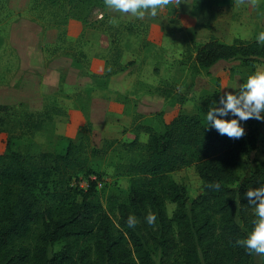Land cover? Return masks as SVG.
<instances>
[{"label":"trees","instance_id":"trees-1","mask_svg":"<svg viewBox=\"0 0 264 264\" xmlns=\"http://www.w3.org/2000/svg\"><path fill=\"white\" fill-rule=\"evenodd\" d=\"M219 1L193 0L191 12L210 9ZM27 8L31 20L42 29H57L60 39L71 19L90 27L91 13L106 6L104 0H29ZM101 18L104 23L106 13ZM134 24L128 23L126 29ZM116 30H112L114 36ZM195 42L184 43L179 62L190 74L210 75V67L218 60H238L229 71L235 66L246 69L242 84L257 63L264 64V45L257 39L236 37L227 43L210 35ZM64 53L71 55L73 66H84L76 64L74 54ZM118 62L119 54L113 59L108 55L101 75L107 79L123 69ZM97 75L92 74V79ZM159 84L154 92L166 97L172 94L170 85ZM223 95L217 78L215 89L200 98L207 105L220 106ZM177 96L179 102L185 99L181 93ZM118 97L122 104L131 100ZM50 101L41 110L20 114L15 105L0 104V132L6 134L0 151V264H256L254 254L249 255L236 241L246 238L253 228L254 206L246 193L264 186V159L256 160L242 178L237 166L258 141L264 142L260 121H240L245 135L230 139L208 127L198 114L179 110L157 129L141 120L143 115L135 111L132 101V108L124 110L132 122L122 134L133 137L105 138L98 148L89 143L88 104H79L85 123L78 129L76 141L67 139L61 151L39 150L32 140L21 146L22 133L32 138L55 115L65 113L56 101ZM141 133L147 136L144 141ZM110 150H116L119 158L113 176L127 177V188L108 187L102 198L99 192L106 189L107 182L101 188L91 183L85 190L72 185L78 177L103 179L90 158ZM188 166L194 167L202 182L201 193L190 200L186 187L171 175ZM217 182L219 190L208 187ZM168 201L175 204L171 215ZM149 212L156 215L152 225L146 221ZM129 215L137 217L135 228L126 223Z\"/></svg>","mask_w":264,"mask_h":264},{"label":"rangeland","instance_id":"rangeland-1","mask_svg":"<svg viewBox=\"0 0 264 264\" xmlns=\"http://www.w3.org/2000/svg\"><path fill=\"white\" fill-rule=\"evenodd\" d=\"M28 4L29 0H0V86L8 87L6 93L9 95L18 92L15 90L16 84L14 81L16 80L15 78H17L18 73H21L17 52L12 43L13 38H11V30L13 29L15 22L20 19L23 20V27L25 30L36 27L33 25H30L31 28L26 27V22L31 23L29 21L36 23L41 28L36 21L31 20L29 17L27 11ZM191 10L192 2L191 4L181 3L178 7L175 5H169L160 10L156 17H151L153 18V21L151 22L134 17L136 22L127 21V23H135V26L131 27L134 32L133 34H127L129 29L126 32L124 31L128 27L126 21L121 22L118 25L113 24L111 19L107 16V18L103 19L104 23H100L99 18L97 17H99V12L102 11V8H97L91 13L89 21L93 22L92 26L85 27L84 24L80 22L81 26L72 28L70 35L68 28L69 21L66 26V34L60 39H58L57 29L41 28L37 38L42 51L38 56L39 68L34 67L31 69V67H27L24 73H22L23 82H21V84L19 82L17 86L19 90L24 91L22 99L17 100V97H15V100L12 102L5 101V103L0 104L15 105L16 110L20 114L27 110H41L50 100V103L54 100L64 109L65 115H55L53 121L47 123L44 129L37 132L32 138H29L26 134L22 133L19 140L21 146L26 145V143L32 140L33 142H36V146L39 150L61 151L66 146L67 139L72 138L76 141L78 137V129L82 128V125L85 123V117L78 105H87L89 101L88 98L90 99L92 96H95L94 92L97 85H99V83L104 85L107 80L103 75H97V77H93V79L85 77L88 75L91 76V58L95 56L99 59V55L105 57L107 52H111L109 54V59L110 57L113 59L115 54H119L120 59L121 54H123L124 51L123 49H126L127 52L133 56L125 66H133L135 63H138L135 71H143V66L145 68V60L151 58L153 60L151 62V65L153 66L152 73H155L156 76L161 79L159 85H162L163 87L170 85L173 88V95L171 94L167 97L162 96L164 98H160L161 96L158 97L152 94L154 89L149 86L143 84L136 85L137 88L143 92H150L152 95L151 99L148 98V100L146 99L142 102L145 109L148 107L147 110L151 109V111H153L142 114L143 117L141 120L145 124H150L155 128L160 129L162 121L165 122V116L174 117L179 110L198 114L203 120L207 121L206 113L211 105L205 104L204 100L200 98V95H203L208 91H213L215 89V81L217 78L219 80V90L221 94L232 92L241 84L242 79L246 76L247 70L235 66L233 67V71L230 72V67L237 65L239 61L227 60V62L222 61L218 64L216 63L212 70H210V75H206L205 73L190 74L188 73V70L185 67L180 66L179 63L183 53V45L185 42L192 40L196 41L195 43L203 42L207 40L210 35H214L221 41L227 43H231L236 37L243 39H256L257 35L264 31V0H259V6L256 8H253L247 3L244 5H237L235 0H220L210 9H199L196 14H192ZM17 13H20V16H18ZM146 18H150V16L146 15L145 19ZM19 22H21V20ZM108 25L111 26V28H109ZM87 28L98 31L99 28H101L108 34H114L115 31L113 32L112 30L117 29L119 32L116 30L117 33L113 39L114 47L106 52L107 48L103 49L99 47V42L95 44L94 42L87 40L85 38V30ZM49 30L55 31V36L51 43L45 42ZM26 32L30 34L29 31H25V35H27ZM163 33L167 34V38L173 40L172 42L170 41L171 43L169 45H163L161 42L159 45ZM169 34L173 35L169 36ZM33 40L34 39L29 38V42L32 43ZM155 41L157 42L155 43ZM66 51L77 57L76 64L81 63L84 64V66L81 68L73 66L72 57L71 55L65 54L64 52ZM56 57L60 58L56 63L57 69L55 79L57 81V86L55 87L54 92L40 94L39 96L35 85L36 80L42 81L43 68L46 67L48 61H51ZM107 58L108 56L105 57V60ZM255 67L256 69L258 67H264V64L257 63ZM112 68H114V66H112ZM80 69L82 71H78ZM154 69H156V72ZM67 81H70L71 84L69 88L76 89V92L65 91L66 88L64 85ZM75 84L78 85L75 87ZM179 93L185 96V99L182 102H179L178 100L177 94ZM49 95L53 96L46 98ZM117 98V102H120L119 97ZM132 101L136 102V100L131 99L129 104H123V111L132 108ZM72 102L75 104L76 109H79V112L81 113L80 122L79 119H76L72 110L70 112L69 110L67 111L66 106L71 105ZM19 103H22V105L19 106ZM30 103L38 105V108L35 109ZM160 111L161 114L159 113ZM262 132L264 133V131ZM80 134L81 132L79 131V135ZM101 134L102 133L99 131L95 132L92 127L89 142L90 146L99 148L102 145V141L105 138H102ZM5 135L6 134L0 132V151L4 148ZM132 137L133 135L130 133H120L119 136H117V138L125 139H130ZM146 137L147 136L144 133L140 134V139L142 141H144ZM117 154L116 150H110L107 154L92 156L90 158L93 166H96L98 172L104 175V179H106L105 182H107L106 189H104L105 191L101 190L99 192L102 198H104L108 187L125 189L128 186L127 177L116 178L113 176L114 166L119 160ZM263 158L264 142L258 141L256 148L244 155L239 162L237 166L239 178L245 176L255 160H261ZM171 175L175 181L186 187L189 193V200L201 193L202 182L193 166L176 170L172 172ZM166 206L168 214L171 215L175 204L168 201ZM58 247L59 245H56L55 249H58ZM254 259L256 264H262L259 256L254 254Z\"/></svg>","mask_w":264,"mask_h":264},{"label":"crops","instance_id":"crops-1","mask_svg":"<svg viewBox=\"0 0 264 264\" xmlns=\"http://www.w3.org/2000/svg\"><path fill=\"white\" fill-rule=\"evenodd\" d=\"M192 0H183V4H191ZM103 13H106V15L112 20L113 24H119L121 22L127 23L129 22H136V19L130 15H124L118 12H114L108 8H105L104 10L99 12V22L102 19L101 16ZM132 17V18H130ZM161 18V17H160ZM21 20V22H19ZM15 22L13 29L11 30V38H13V45L14 48L17 52V57L19 59V67L21 69V73L19 72L17 75L16 80L14 81L16 86L15 90H17V93L13 94H8L7 88L4 86H0V103H5V101H13L16 99H22L24 95V91L19 90L18 83L23 82V74L25 69L27 67L34 68H39V59L38 56L40 54L41 48H40V43L37 40L39 36V30L41 28L34 22L29 21L31 23L26 22V27L31 28L30 25L36 26L35 28L31 29H24L23 27V20L20 19ZM141 20V19H140ZM142 20H146L147 22L153 21V18H144ZM128 24V23H127ZM78 26H81L80 22L77 20H70L68 24L69 28V35L71 34V29L72 28H77ZM13 31V32H12ZM25 31H29V33L26 32L27 35H25ZM125 32L128 31V29L124 30ZM55 31L49 30L47 32V37L45 39V42L51 43L53 41V37L55 36ZM133 30L129 29V32L127 34H133ZM173 34H169V36H172ZM112 36V37H111ZM114 35L113 34H108L105 32V30L99 28L98 30L95 29H89L87 28L85 30V38L87 40H90L91 42H94L95 44L99 42V47L106 49V52L110 50V48L113 47V44L111 43V39H113ZM29 38L34 39L31 42H29ZM35 41V43H34ZM173 40H170L167 38V34L163 33V37L160 38V42L163 45H169ZM157 41H155L156 43ZM92 43V44H94ZM162 45V46H163ZM123 54H121V57L119 59V63L123 65V69L111 74L107 80L105 81L104 85H97V88L95 89L94 95L90 98V101L88 103V109H89V118L92 122V127L93 130L99 131L102 134V138H117L120 133H122L123 128L128 127L131 124V115L123 111V104L120 102H117V97L119 95L126 96L130 99L136 100L135 102V111L141 114H146L151 111V109L147 110L145 109L144 104L142 103L144 100H148V98L151 99L152 95L150 92H143L139 88H137V84H143L147 85L150 88L154 89L159 83H160V77L156 76L155 73L153 72V66L151 65V62L153 61L151 58H147L144 62L145 68L143 66V71H135L137 64L135 63L133 66H125V64L133 57L129 52H127L126 49H123ZM103 52V51H102ZM100 53V52H99ZM129 53V54H128ZM109 53L107 52V57ZM105 57L103 55H99V59L95 56H93L90 60V65H91V72L90 74H99L101 75L104 70H105ZM104 58V59H103ZM60 60L59 57H56L55 59L48 61L47 65L45 68H43V73H42V81L36 80V88H37V94H47L54 92L55 87L57 86V81L55 79V74H56V63ZM227 62V60H218L216 63L220 62ZM215 63V64H216ZM140 64V63H139ZM213 64L209 70H212ZM81 68V67H79ZM78 71H82L81 69ZM155 75V76H154ZM86 78L92 79L90 75L85 76ZM78 84H75V87ZM65 91L67 92H76V89L69 88L71 86L70 81H67L66 84L64 85ZM68 86V87H66ZM7 94V95H6ZM154 95L164 98L162 94L156 93L153 91ZM166 97V96H165ZM149 99V100H150ZM33 105L35 109L38 108V105H34L33 103H30ZM36 104V101H35ZM67 111L69 112L72 110V113L76 116V119H79V122L81 120V113L79 112V109H76L75 104L72 102L71 105L66 106ZM154 110V109H153ZM172 117H166L165 116V122H169ZM264 121H260L259 123V130L261 133L264 131ZM264 159V158H263ZM262 160V159H261ZM256 161V160H255ZM254 161V162H255ZM252 163V165L254 164ZM250 170V168H249ZM248 172L245 174V176L249 173ZM244 177V176H243ZM256 262V261H255Z\"/></svg>","mask_w":264,"mask_h":264},{"label":"clouds","instance_id":"clouds-1","mask_svg":"<svg viewBox=\"0 0 264 264\" xmlns=\"http://www.w3.org/2000/svg\"><path fill=\"white\" fill-rule=\"evenodd\" d=\"M183 0H104L106 8L124 15H130L137 19L145 16L156 17L158 12L169 5L178 7ZM237 5L250 4L253 8L259 6V0H235ZM257 42L264 45V31L257 35ZM219 105L215 104L206 113L208 127L214 128L220 135L230 139H240L245 135V129L240 121L256 119L264 121V67H258L245 82L239 85L238 91L225 93L220 97ZM231 114L233 119H224ZM219 190V182L208 185ZM246 196L249 204L254 206L253 228L246 238L238 239L236 244L244 247L249 255L255 254L261 258L264 264V186L248 189ZM146 221L152 225L156 221V215L149 212ZM129 228H135L138 224L135 215H129L126 221Z\"/></svg>","mask_w":264,"mask_h":264},{"label":"built area","instance_id":"built-area-1","mask_svg":"<svg viewBox=\"0 0 264 264\" xmlns=\"http://www.w3.org/2000/svg\"><path fill=\"white\" fill-rule=\"evenodd\" d=\"M106 179H98L94 175H89L88 177H78L72 180L73 186H78L82 190L88 189L91 185V183H94L97 188H101L103 185V182H105Z\"/></svg>","mask_w":264,"mask_h":264}]
</instances>
